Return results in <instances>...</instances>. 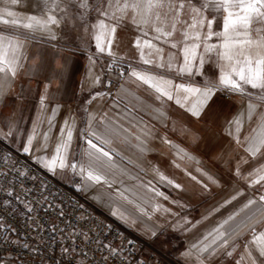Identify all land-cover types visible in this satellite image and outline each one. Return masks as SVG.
I'll return each instance as SVG.
<instances>
[{
    "label": "snow or ice",
    "instance_id": "snow-or-ice-1",
    "mask_svg": "<svg viewBox=\"0 0 264 264\" xmlns=\"http://www.w3.org/2000/svg\"><path fill=\"white\" fill-rule=\"evenodd\" d=\"M0 264H264V0H0Z\"/></svg>",
    "mask_w": 264,
    "mask_h": 264
},
{
    "label": "crops",
    "instance_id": "crops-1",
    "mask_svg": "<svg viewBox=\"0 0 264 264\" xmlns=\"http://www.w3.org/2000/svg\"><path fill=\"white\" fill-rule=\"evenodd\" d=\"M85 64H86V61L84 60L83 57H81L79 55L72 56L70 58L69 67L66 70V72H67L66 78L63 82L64 87L61 90L62 93L66 89L67 94L70 95L74 89H78L80 78L84 74ZM46 71L49 74H51L53 71H58V69L56 68V61L51 56L48 57V59H47ZM24 83L27 84L28 81L25 80ZM31 84H32V91L29 93H26V96L28 98V104H27L26 109H25L26 114L29 111H34L36 100H38L37 83L35 80H33L31 82Z\"/></svg>",
    "mask_w": 264,
    "mask_h": 264
},
{
    "label": "built area",
    "instance_id": "built-area-1",
    "mask_svg": "<svg viewBox=\"0 0 264 264\" xmlns=\"http://www.w3.org/2000/svg\"><path fill=\"white\" fill-rule=\"evenodd\" d=\"M81 202H83V201H81ZM20 224H21V225L23 224V221H22V220L20 221ZM145 249H146L147 251H153V250H154L153 248H150L148 244H145Z\"/></svg>",
    "mask_w": 264,
    "mask_h": 264
}]
</instances>
